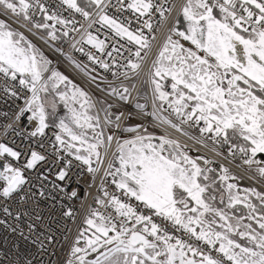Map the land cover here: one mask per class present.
Wrapping results in <instances>:
<instances>
[{"label": "snow or ice", "instance_id": "obj_1", "mask_svg": "<svg viewBox=\"0 0 264 264\" xmlns=\"http://www.w3.org/2000/svg\"><path fill=\"white\" fill-rule=\"evenodd\" d=\"M174 8V0H0V93L23 102L0 132L22 138L15 147V140H0V212L17 222L25 216L41 221L37 195L53 208L59 203L47 192L44 173L56 167L52 192L75 200L79 190L66 185L78 181L81 172L74 170L86 166L89 187L98 194L85 208L64 264H264V192H241L228 167L193 157L167 132L123 126L122 118L134 113L113 119L111 104L94 101L25 35L37 36L93 82L96 67L128 80L100 90L124 104L136 90L145 102L134 103L135 114L217 157L238 158L264 181V0H183L158 41ZM65 39L89 65L58 46ZM154 45L143 80L151 89L149 110L147 91L136 89V79ZM61 106L65 112L58 116ZM44 165L49 167L41 171ZM16 201L37 207L14 212L10 202ZM61 216L75 222L72 208ZM0 226L25 241L37 231L29 223L26 235L5 219ZM44 241L51 244L54 237L41 231L32 243L47 251ZM0 264L18 262L5 253Z\"/></svg>", "mask_w": 264, "mask_h": 264}, {"label": "built area", "instance_id": "obj_2", "mask_svg": "<svg viewBox=\"0 0 264 264\" xmlns=\"http://www.w3.org/2000/svg\"><path fill=\"white\" fill-rule=\"evenodd\" d=\"M49 2L54 4L56 0H49ZM174 3L176 4V8L173 9L168 21L164 25V28L160 32L156 33L157 38L159 36L161 39L163 38L164 32L166 31L167 27L172 24L173 18L177 16L179 6L183 3V0H174ZM65 15H68V13H65ZM76 18L81 19L79 16H77ZM71 35L74 36L76 39H79V36L76 33H72ZM101 35H103V30L101 31ZM35 37L36 39H29L33 40V42L36 43L45 52V54L53 61V65L57 69L63 71L66 75H68L74 83L84 88L85 91L89 92L94 101L99 99L101 101H107L108 104H111L112 108L110 109V112L116 111L117 115H119L121 112L125 111V108H127L128 112L134 113L133 117L130 119L137 121L139 125L148 127L150 132L154 133L157 136L167 132L173 138L178 139L182 144L187 145L191 149V152L199 156H207L213 161H215V163L212 165L213 167H216L218 169L219 165L223 164L228 167L240 179L264 192V181H261L258 177L254 175V173L247 171V166L243 165L242 161H240L238 158L235 160V162H229L223 157H217L208 149H205L200 145L195 144L193 141L188 140L187 137L182 136L180 133L175 132L170 128H167L166 126H157L154 122H151L149 117H145L143 114H135L137 110L134 107V103L138 101H141L142 103L145 102L144 97L138 96L136 90L132 91V100L128 104H124V102L119 101L118 98L108 96L107 91L100 90L106 89L109 83L118 86L123 82L125 85H127L129 84L128 80H124L123 77H121L120 79H114L111 73H106L103 69L96 67V72L92 73V75H97V73L99 75L97 80L93 82L90 76H85L71 63H69V61L66 60L63 56L55 52L47 44L41 41L37 36ZM56 43L58 44V46L62 47L63 51L67 55L72 56L73 59H75L77 62L86 65L90 64V62L87 60V57L72 49L71 43L68 42L66 39ZM79 46L80 45H77V47ZM84 48L85 52H94V50L90 49L88 45H84ZM127 55L128 53L126 52L125 56ZM105 59L108 58L105 57ZM117 59H120L121 64H124L126 62L120 57H117ZM118 70L121 72L124 71L123 68H120ZM100 77L105 78V82H101ZM145 78L146 77L144 75L143 77H139L136 79V89L139 90L141 88H144L147 91L149 110H151V89L149 90L150 86H145L143 84V80ZM98 84L99 87H97ZM22 103V101H14L13 99L5 97L2 93H0V132H2L4 125L11 123L9 117H14L16 111L18 110V106H22ZM98 105L99 104H97V110L99 111ZM100 113L101 117V115L103 114L101 111ZM128 120L129 119L124 120L123 126ZM101 121L103 122L102 117ZM15 127L22 128L23 124L15 125ZM0 140L9 144H12V141L15 140L16 144H12V146L15 147L16 145L21 143L22 138L14 137L10 132L7 138L0 134ZM49 163H51V161ZM237 165L240 166L238 167ZM48 167V165L42 166L41 171H43L44 168ZM56 171V167H51L50 170L45 172L44 174L48 176L47 192L52 195H58L59 203L56 204L55 208H53L54 202L40 198L37 195L36 199L39 202L38 210L43 217L41 221H35L30 217L25 216L22 217V220L20 222H17L13 218L5 217L3 213L0 212V219H5L8 225L18 226V228L23 230L26 235H29L27 229V225L29 223H33L37 226V231L30 234L31 238L28 241L23 240V238L19 236V232L13 233L10 229H6L3 226H0V259L4 257L5 253H8L11 260L17 261L18 264H27V260L29 259H32L34 261V264H39L41 259L45 262V264H48L49 260L52 261V264H64V261L67 258L68 252L70 250V245L72 244L75 236L77 235L78 229L81 227L85 208L89 204L93 203V197L96 196L98 193L95 185L89 187V184L91 183V177L86 171V166H81L80 169L74 170L81 172L79 180L69 185H66L68 190H79L80 195L77 199L69 200L62 194L53 193L51 189V184L53 182H58L56 181ZM98 183L99 180L97 179L96 184ZM39 187L40 185L37 186V189H32V191H38ZM10 205L14 212L16 211L17 207H37V205L33 203H29L27 206H21L19 205L18 201L10 202ZM67 208H72L74 210L76 214L75 222H73L72 219L61 216V213ZM41 231H43L45 235H51L54 237V241L51 244H48L47 241H44L47 251H41L38 245L32 243V240L36 239L39 232ZM17 253H19V255H17Z\"/></svg>", "mask_w": 264, "mask_h": 264}, {"label": "bare ground", "instance_id": "obj_3", "mask_svg": "<svg viewBox=\"0 0 264 264\" xmlns=\"http://www.w3.org/2000/svg\"><path fill=\"white\" fill-rule=\"evenodd\" d=\"M12 26H13V27H17V25H15V24H13ZM20 30H21V31H24L23 28H20ZM25 35H27L29 38L36 39V37H35L34 35L30 34V33L25 32ZM160 39H161V38H160V36H159V37H158V41H159ZM155 51H156V46L154 45V47H153V51H152V53H150L149 58H148V61L145 63V66H144V72L141 73L140 77H143V76H144V73L147 71L148 65L150 64L151 59H152V58L154 57V55H155ZM149 90H150V87H149ZM124 112H128V109L125 108V111H124ZM100 114H101V113H100ZM101 117H102L103 120H104L103 115H101ZM124 120H125V119L122 118V121H121L122 125H123ZM114 148H115V143L113 144V149H114Z\"/></svg>", "mask_w": 264, "mask_h": 264}, {"label": "rangeland", "instance_id": "obj_4", "mask_svg": "<svg viewBox=\"0 0 264 264\" xmlns=\"http://www.w3.org/2000/svg\"><path fill=\"white\" fill-rule=\"evenodd\" d=\"M64 73V72H63ZM65 74V73H64ZM66 75V74H65ZM68 76V75H67ZM69 77V76H68ZM70 78V77H69ZM71 79V78H70ZM103 101V100H102ZM100 106V105H99ZM107 105H105V107H106ZM64 112H65V110L63 109V106H61L60 107V109H59V111H58V116L59 115H62V114H64ZM103 114V116H104V113H102ZM117 115V112L116 111H113L112 112V118L113 119H115V116ZM139 124V123H138ZM193 157H198L199 155H197V154H195V153H193V152H191L190 153ZM237 181H238V185H242L243 186V188H240L241 189V192L244 190V189H251V188H254V187H252V185H249V183H246V182H244V180L242 181V180H240L239 178L237 179ZM231 182H234V181H231ZM235 183V182H234ZM255 189V188H254ZM257 189V188H256ZM257 191H260L259 189L257 190ZM262 192V191H261ZM254 199V198H253Z\"/></svg>", "mask_w": 264, "mask_h": 264}, {"label": "crops", "instance_id": "obj_5", "mask_svg": "<svg viewBox=\"0 0 264 264\" xmlns=\"http://www.w3.org/2000/svg\"><path fill=\"white\" fill-rule=\"evenodd\" d=\"M186 27L185 25V22L183 21L182 17L180 18V30H184ZM59 70V69H58ZM61 71V70H59ZM63 73V71H61ZM64 74V73H63ZM139 103H142L141 101H138ZM113 112V111H112ZM111 112V113H112ZM63 115V114H62ZM138 122L133 120V119H129L127 122H126V125L127 127H136L138 126ZM120 135L123 137V138H130L133 134L132 133H123L121 132Z\"/></svg>", "mask_w": 264, "mask_h": 264}, {"label": "trees", "instance_id": "obj_6", "mask_svg": "<svg viewBox=\"0 0 264 264\" xmlns=\"http://www.w3.org/2000/svg\"><path fill=\"white\" fill-rule=\"evenodd\" d=\"M238 177V176H237ZM239 178V177H238ZM240 179V178H239ZM240 180H242V179H240ZM243 181V180H242ZM237 185H238V181L237 180H235L234 181ZM245 182V181H244ZM247 183V182H246ZM250 185V184H249ZM238 187L239 188H243V186L242 185H238ZM253 187V186H252ZM255 188V187H254ZM256 189V188H255ZM256 190H258V189H256Z\"/></svg>", "mask_w": 264, "mask_h": 264}]
</instances>
